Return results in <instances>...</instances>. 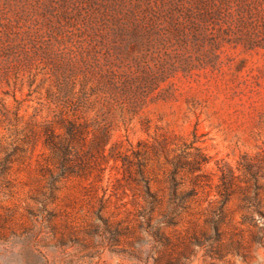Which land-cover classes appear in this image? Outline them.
<instances>
[{
  "label": "rangeland",
  "instance_id": "obj_1",
  "mask_svg": "<svg viewBox=\"0 0 264 264\" xmlns=\"http://www.w3.org/2000/svg\"><path fill=\"white\" fill-rule=\"evenodd\" d=\"M0 264H264V0H0Z\"/></svg>",
  "mask_w": 264,
  "mask_h": 264
}]
</instances>
